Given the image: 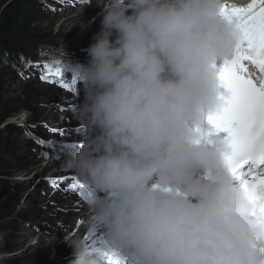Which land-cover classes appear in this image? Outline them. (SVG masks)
<instances>
[{
    "label": "clouds",
    "instance_id": "clouds-1",
    "mask_svg": "<svg viewBox=\"0 0 264 264\" xmlns=\"http://www.w3.org/2000/svg\"><path fill=\"white\" fill-rule=\"evenodd\" d=\"M224 2L96 0L100 25L79 75L85 95L71 106L84 139L61 166L97 190L88 231L104 221L106 246L64 235L69 264H105L108 254L119 264L126 251L133 264H264V232L224 140L200 144L220 91L213 64L237 47Z\"/></svg>",
    "mask_w": 264,
    "mask_h": 264
},
{
    "label": "rangeland",
    "instance_id": "rangeland-1",
    "mask_svg": "<svg viewBox=\"0 0 264 264\" xmlns=\"http://www.w3.org/2000/svg\"><path fill=\"white\" fill-rule=\"evenodd\" d=\"M16 7L26 15L23 34L10 47L3 43V48L16 51L22 61L18 67L0 59L2 111H12L2 128L7 141L14 145L5 177L12 202L10 216L0 222V246L9 242L14 252L0 250V261L13 258L27 260L25 264H69L72 249L64 242V235L80 236L98 248L106 245L104 221H95L94 232L88 231L86 225L87 205L97 190L61 166L66 152L80 147L84 139L71 112V106L79 104L85 95L83 82L79 93L67 65L87 64L89 57L82 53H87L91 36L99 29L100 20H96L101 18V7L96 0L86 7L81 6L80 0H0V16ZM89 7L94 10L89 11ZM83 23L85 27H81ZM53 58L59 60L58 66ZM81 58L83 61H79ZM42 74L44 80L40 78ZM51 129L64 130L65 134L61 136ZM38 139L45 143L39 145ZM59 175L79 178L83 203L75 191H65L67 184L53 188L48 178ZM116 195L112 194V198ZM105 264L109 260L105 259Z\"/></svg>",
    "mask_w": 264,
    "mask_h": 264
},
{
    "label": "snow or ice",
    "instance_id": "snow-or-ice-1",
    "mask_svg": "<svg viewBox=\"0 0 264 264\" xmlns=\"http://www.w3.org/2000/svg\"><path fill=\"white\" fill-rule=\"evenodd\" d=\"M220 15L234 27L237 47L230 59L213 64L220 91L216 107L205 116L206 131L226 133L225 161L252 206L254 226L264 232V175L249 181L239 171L249 159L264 161V0H247L244 4L225 0ZM55 75H60L59 68ZM40 78L46 77L42 74ZM51 131L65 134L61 129ZM36 142L45 143L42 139ZM48 179L54 189L67 184L65 191L77 192L83 187L77 177L59 175ZM260 251L264 253V249ZM108 260L109 264H118L110 256Z\"/></svg>",
    "mask_w": 264,
    "mask_h": 264
},
{
    "label": "trees",
    "instance_id": "trees-1",
    "mask_svg": "<svg viewBox=\"0 0 264 264\" xmlns=\"http://www.w3.org/2000/svg\"><path fill=\"white\" fill-rule=\"evenodd\" d=\"M26 15L19 10L18 7L11 8L10 11H6L0 16V59L2 63L17 65L21 63L22 58L16 51H9L7 48H3V43H7L8 47L22 36V23L25 20ZM19 67V66H18ZM2 98L0 90V222H3L10 216V205L12 202V196L8 195L6 187V169L11 166L12 159L9 155L14 149V145L9 143L6 138V132L2 128V124L12 113L2 111ZM7 108V107H6ZM6 196H8L6 198ZM2 252L11 254L14 252V247L9 242H4L0 246ZM36 260V257L34 258ZM27 260L7 258L0 261V264H25Z\"/></svg>",
    "mask_w": 264,
    "mask_h": 264
},
{
    "label": "bare ground",
    "instance_id": "bare-ground-1",
    "mask_svg": "<svg viewBox=\"0 0 264 264\" xmlns=\"http://www.w3.org/2000/svg\"><path fill=\"white\" fill-rule=\"evenodd\" d=\"M229 2H235V3H238V4H244V3H246L247 2V0H229ZM95 6V5H94ZM94 6H92V8L94 7ZM91 7H89V11H91V10H94V9H92ZM88 13V12H87ZM101 18H99V19H97L96 20V22L97 21H99ZM86 35V34H85ZM80 40V39H79ZM80 43V42H79ZM68 54V53H67ZM67 54H65V55H67ZM81 54V53H80ZM76 55H78V54H76ZM82 55H84V56H87V53H82ZM60 56H62V53L60 54ZM54 59V61L53 62H55V64H56V66H58V64H59V60L57 59V58H53ZM79 61H83V59L81 58ZM83 71V68H82V65H77V76L79 77V75H80V73ZM83 100V99H82ZM158 191H159V189H158ZM85 215V214H84ZM85 217V216H84ZM73 218H75V216L73 215L72 217H71V220L73 219ZM74 221V220H73ZM86 222V221H85ZM81 223H83V222H81ZM88 223H86V225H87ZM79 232V231H78ZM98 241V240H97ZM105 246L106 245H104V247L103 248H105ZM102 247V246H101ZM111 257V254H108V257ZM128 256H130V254H128ZM108 257H106V260H108ZM121 257H123V256H119V258H121ZM120 260V259H119ZM128 261H132V259H129L128 258ZM133 262V261H132ZM127 264H133V263H127Z\"/></svg>",
    "mask_w": 264,
    "mask_h": 264
}]
</instances>
